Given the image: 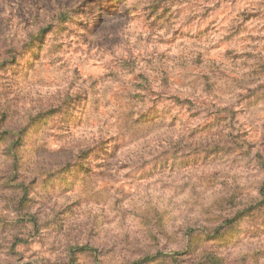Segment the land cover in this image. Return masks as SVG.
I'll return each mask as SVG.
<instances>
[{"label":"clouds","instance_id":"obj_1","mask_svg":"<svg viewBox=\"0 0 264 264\" xmlns=\"http://www.w3.org/2000/svg\"><path fill=\"white\" fill-rule=\"evenodd\" d=\"M0 264H264V0H0Z\"/></svg>","mask_w":264,"mask_h":264}]
</instances>
